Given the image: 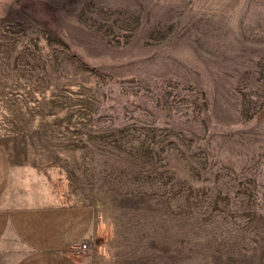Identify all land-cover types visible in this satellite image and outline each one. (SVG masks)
<instances>
[{
  "label": "rangeland",
  "instance_id": "374dc122",
  "mask_svg": "<svg viewBox=\"0 0 264 264\" xmlns=\"http://www.w3.org/2000/svg\"><path fill=\"white\" fill-rule=\"evenodd\" d=\"M104 3L0 15V139L94 208L82 264H264V0Z\"/></svg>",
  "mask_w": 264,
  "mask_h": 264
},
{
  "label": "crops",
  "instance_id": "0c3cea01",
  "mask_svg": "<svg viewBox=\"0 0 264 264\" xmlns=\"http://www.w3.org/2000/svg\"><path fill=\"white\" fill-rule=\"evenodd\" d=\"M103 1L107 7L108 0ZM11 2L0 0V15ZM19 3L35 10V0ZM33 164L0 139V264H82L72 251L91 236L95 210L72 203L65 178L53 177L49 168ZM166 264L248 263L242 257L205 251L179 259L171 250Z\"/></svg>",
  "mask_w": 264,
  "mask_h": 264
},
{
  "label": "built area",
  "instance_id": "2783aa9c",
  "mask_svg": "<svg viewBox=\"0 0 264 264\" xmlns=\"http://www.w3.org/2000/svg\"><path fill=\"white\" fill-rule=\"evenodd\" d=\"M16 2H21V1H23V0H15ZM81 247H82V249H87L88 247H89V244L88 243H83L82 245H81Z\"/></svg>",
  "mask_w": 264,
  "mask_h": 264
}]
</instances>
